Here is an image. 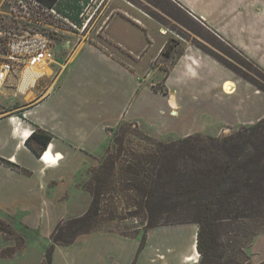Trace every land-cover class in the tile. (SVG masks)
I'll return each mask as SVG.
<instances>
[{
	"label": "crops",
	"instance_id": "obj_1",
	"mask_svg": "<svg viewBox=\"0 0 264 264\" xmlns=\"http://www.w3.org/2000/svg\"><path fill=\"white\" fill-rule=\"evenodd\" d=\"M170 1L181 17L264 72V0ZM171 33L141 9H114L103 34L132 61L86 44L52 87L40 90V82L24 93L28 99L34 94L33 101L2 109L0 220L28 238L35 233L51 240L69 216V196L78 191L79 178L98 166L110 130L122 121H142L161 135L187 137L207 127L251 126L264 119V92L191 43L171 63L166 93L154 91V65L164 57ZM227 83L233 85L230 93L224 90ZM13 116L20 117L12 121ZM37 129L53 137L39 155L27 144ZM45 153L50 161L44 162ZM198 231L196 224L153 228L144 242L143 234L93 232L55 245L50 264H201ZM250 258L264 264V234L254 239Z\"/></svg>",
	"mask_w": 264,
	"mask_h": 264
},
{
	"label": "trees",
	"instance_id": "obj_2",
	"mask_svg": "<svg viewBox=\"0 0 264 264\" xmlns=\"http://www.w3.org/2000/svg\"><path fill=\"white\" fill-rule=\"evenodd\" d=\"M41 1L57 5L81 24V9L77 8L74 16L67 8L72 7L71 2L78 4L80 0ZM221 63L264 92L263 85ZM258 70L264 76V72ZM164 89L154 91L165 94ZM121 124L120 129H123ZM52 140L50 134L37 129L27 144L39 155ZM33 141L39 147L34 146ZM147 141L149 145L140 152L125 148L123 138L115 139L116 146L120 145L119 157L108 155L100 170L94 172L89 185L94 187L90 191V208L84 215L57 226L51 237L52 252L55 245L66 246L82 235L98 232L107 218L118 219L117 208L109 207L108 200H118L128 192L137 201L135 207L146 216L143 242L150 229L196 224L201 264H241L239 259L247 256L246 245L253 234L251 224L264 218V119L222 138L198 134L169 142L148 136ZM120 175L125 176L124 186L113 180ZM172 215L183 220L171 221ZM0 231L6 232L1 227ZM261 234L264 232L257 235Z\"/></svg>",
	"mask_w": 264,
	"mask_h": 264
},
{
	"label": "rangeland",
	"instance_id": "obj_3",
	"mask_svg": "<svg viewBox=\"0 0 264 264\" xmlns=\"http://www.w3.org/2000/svg\"><path fill=\"white\" fill-rule=\"evenodd\" d=\"M4 0H0V5H3ZM70 1V0H63ZM80 0L78 4L71 2L72 7L69 11L70 15L76 16L77 8H80L79 20L77 23L80 30L73 32H57L54 38V54L56 61V71L62 67H67L68 61L72 55L78 50V48L84 47L86 44L100 47L104 50H108L116 56H123V52L120 49H116L109 45L106 41V37L103 34V28L108 23V19L112 16L114 9L126 10L127 8H137L145 11L148 15L152 16L159 23V26L167 27L171 30V35L167 38L166 48L164 50V57L157 60L154 65V69H157V74L152 83L151 88L153 90L165 88V76L169 71L171 63L174 61L176 56L181 54L187 43H191L203 50L204 52L214 56L218 61L227 64L234 70L240 73V75L247 77L249 80L257 83L258 85L264 86V76L256 66L253 65L244 55L229 46L227 43L216 37L213 39L211 35H208L201 30L196 24L189 22L187 19L181 17L178 12L174 9L170 0ZM75 5V6H74ZM134 6V7H133ZM66 7V6H65ZM135 10V9H134ZM11 20V19H10ZM75 22V21H74ZM88 24V27L83 31V25ZM56 26L58 29L65 30L64 26L57 21ZM59 33V34H58ZM188 42H186V41ZM166 52L170 54L167 56ZM127 57V56H126ZM124 57V58H126ZM128 59V57H127ZM132 61L130 58L128 59ZM147 66V65H146ZM64 67V68H65ZM151 68L150 66L145 69ZM148 70H144L146 72ZM61 75L53 77H45L41 80L43 90L45 87H52L54 83L59 79ZM20 79V78H18ZM16 77L9 78L8 82L0 88V115H3V110L7 105L15 107L25 106L26 102L33 101L35 96L28 99L25 94L18 92L20 87V81ZM49 79V80H45ZM12 80H16L15 85L12 84ZM151 80V81H152ZM150 83V84H151ZM252 84V83H251ZM11 91L8 95L5 91ZM165 90V89H164ZM12 102V103H11ZM121 123L124 128L120 129ZM257 124V123H256ZM255 125V124H254ZM253 126V125H251ZM243 127L236 128H218L213 126L206 128L205 132L195 133L194 135L201 136H212V137H227L230 136ZM126 131L127 133H124ZM148 136H151L154 140L160 139L164 142H169L183 137H177L173 134L161 135L157 132L154 127L145 124L142 121H122L120 124L110 130V138L106 143L105 147L99 154V164L94 169L87 170L79 178L78 191L69 196L70 201V213L67 220L78 218L90 208L92 203L91 190L94 188L89 186L93 181V174L100 170L101 163L107 158L108 155L111 157H119V146H116L115 139H124V147H132L137 151H144L149 145ZM123 176V177H122ZM119 178H121L119 180ZM125 179L124 175H120L113 180L119 181L118 184L124 186L122 180ZM91 188V189H90ZM108 200V199H107ZM109 207L117 208L116 220L107 218L106 222L101 224L98 228V232H116L119 234L135 235L136 233L142 235L144 228L146 227L147 220L146 216L141 212V209L136 208L137 203L135 197L131 193H124L118 200H108ZM108 202H106L107 204ZM2 214V213H0ZM171 221L178 222L182 221L178 215H172ZM255 221V220H254ZM252 222L253 234L249 237L248 244L246 245L245 257H241L239 262L241 264H252L250 258V248L254 239L258 236L257 234L264 232V218ZM257 223V224H256ZM0 227L6 230V233L0 232V264H49L50 253H52L51 240H45L38 237L35 233L31 236L26 237L25 235L15 231L12 226L4 220H0ZM257 235V236H256ZM25 237V238H24ZM28 238V240H27ZM34 238V239H30ZM143 239V237H142ZM3 247V248H2ZM40 262V263H39Z\"/></svg>",
	"mask_w": 264,
	"mask_h": 264
},
{
	"label": "built area",
	"instance_id": "obj_4",
	"mask_svg": "<svg viewBox=\"0 0 264 264\" xmlns=\"http://www.w3.org/2000/svg\"><path fill=\"white\" fill-rule=\"evenodd\" d=\"M3 5L6 6L2 8L0 5V88L9 78L16 77L20 78L19 92L24 75L40 71L39 77L35 74L34 83H27L26 90L19 92L24 94L39 86L45 77H53L54 80L56 75L63 73L65 66L56 71L55 35L57 32L80 30V24L78 26L57 5L41 0H4ZM57 21L65 30L58 29ZM87 27L88 24H84L82 30ZM45 68L51 71V75L45 74ZM19 117L13 116L12 121H18Z\"/></svg>",
	"mask_w": 264,
	"mask_h": 264
},
{
	"label": "bare ground",
	"instance_id": "obj_5",
	"mask_svg": "<svg viewBox=\"0 0 264 264\" xmlns=\"http://www.w3.org/2000/svg\"><path fill=\"white\" fill-rule=\"evenodd\" d=\"M44 72L46 75H48L49 72L51 73V71L48 68H45ZM35 74L39 77L41 75V72L40 71H38V72L31 71V72H28L24 75L23 80H22L23 84L21 86V91H19V92H23L24 90H26L27 83H29V82L34 83V81L36 80ZM232 87H233V85L231 83H227L224 85V90L226 92L230 93L232 91ZM25 94H27V93H25ZM44 155H45V157L43 159L50 161V157L46 153Z\"/></svg>",
	"mask_w": 264,
	"mask_h": 264
}]
</instances>
